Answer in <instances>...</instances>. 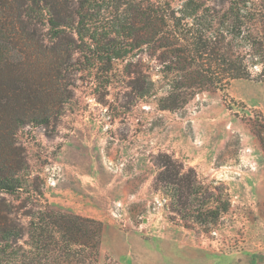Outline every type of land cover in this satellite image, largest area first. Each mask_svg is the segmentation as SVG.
<instances>
[{
    "label": "rangeland",
    "instance_id": "1",
    "mask_svg": "<svg viewBox=\"0 0 264 264\" xmlns=\"http://www.w3.org/2000/svg\"><path fill=\"white\" fill-rule=\"evenodd\" d=\"M188 1L131 0L129 6L149 13L154 24L178 17L185 32L208 41L224 37L250 78L200 89L183 109H159L178 74L166 69L177 67L176 45L162 54L144 30L117 36L113 21L118 12L131 17L128 4L98 0L100 11L86 28L114 37L117 54L110 63L91 57L93 66L76 54L85 66L72 75L64 113L49 126L26 124L16 132L29 175L21 190L5 196L34 208L44 199L103 221L98 264H264V152L254 135L257 128L264 133V0ZM148 82L150 92L141 95ZM159 153L191 168L210 191L227 194L229 209L216 223L188 217L184 226L170 197L154 189Z\"/></svg>",
    "mask_w": 264,
    "mask_h": 264
},
{
    "label": "trees",
    "instance_id": "2",
    "mask_svg": "<svg viewBox=\"0 0 264 264\" xmlns=\"http://www.w3.org/2000/svg\"><path fill=\"white\" fill-rule=\"evenodd\" d=\"M131 7H126L131 17L118 12L113 21L117 36L144 30L160 42L162 54L176 45L172 56L177 67L166 69L178 74L158 99L159 109H183L200 89H223L229 80L250 78L244 58L224 37L208 41L197 32H185L178 17L154 24L149 13ZM100 8L98 0H0V264H98L103 221L57 209L44 199L35 208L25 202L16 205L5 195L21 190L29 175L16 132L26 124L49 126L64 113L73 96L72 75L85 66L75 55L93 66L91 57L110 63L111 54H117L114 37L102 38L86 28ZM150 88L148 82L140 94ZM254 135L264 152L263 131L254 129ZM154 163V189L162 188L170 197V208L184 226L188 217L199 225L214 224L228 211L227 194L210 191L170 154H157ZM31 189L43 198L39 185ZM20 216L27 218L26 225Z\"/></svg>",
    "mask_w": 264,
    "mask_h": 264
}]
</instances>
